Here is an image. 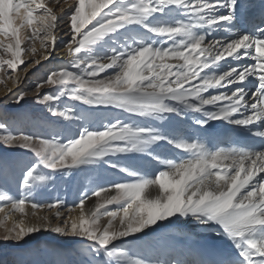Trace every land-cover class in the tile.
I'll return each mask as SVG.
<instances>
[{
  "label": "snow or ice",
  "instance_id": "snow-or-ice-1",
  "mask_svg": "<svg viewBox=\"0 0 264 264\" xmlns=\"http://www.w3.org/2000/svg\"><path fill=\"white\" fill-rule=\"evenodd\" d=\"M57 55L67 62L20 89L19 72ZM0 85L13 104L42 107L47 133L0 123V146L31 154L0 161V184L18 186L0 187V242H86L16 264H264V0H0ZM212 122L237 139L221 146ZM100 167L125 178L71 205L36 198ZM193 221L199 231L169 230Z\"/></svg>",
  "mask_w": 264,
  "mask_h": 264
},
{
  "label": "rangeland",
  "instance_id": "rangeland-1",
  "mask_svg": "<svg viewBox=\"0 0 264 264\" xmlns=\"http://www.w3.org/2000/svg\"><path fill=\"white\" fill-rule=\"evenodd\" d=\"M63 29L64 27L61 28V31ZM66 40L67 37L61 34L59 40L57 41L58 47H61ZM24 58L26 60L30 59V57ZM66 62V56L63 58V60H61L60 56L57 55L48 61H42L40 64L35 65L28 71L27 74L19 72L18 74L22 77L26 75V79H24L20 85V89L23 91L30 90L33 84L38 79L43 77L50 68ZM7 87L13 88L11 81L7 82ZM15 90L16 89L13 88V91ZM4 96L5 87L4 85H0V123H7L9 128L14 132L24 131L36 134H47L43 124V117L46 115V112L41 106L36 105L33 102L31 96L26 97V99L19 106L13 104L10 98L5 99ZM63 103L71 102L65 100ZM100 111L103 112L105 110L101 109ZM107 111L111 112L113 115L116 114V112L112 111L111 109H108ZM28 159H31L30 153H24L19 149L6 150L3 148V146H0V161L7 162L9 165H11L14 161ZM120 161H122L121 158ZM14 176L18 177L19 171H16ZM114 178L115 175L113 171L111 169H107L106 167L85 169L70 176L66 180L57 178L53 184L49 185L48 190L44 191L42 195H39L36 198L41 202H44L59 196L61 199L66 200L67 203L71 205L77 199L78 192L85 190L90 184L106 183L109 179ZM0 187H4L13 196H18V186L17 180L15 178L10 179L6 184H0ZM94 204L95 198H92L91 203H88L86 207L91 208L94 206ZM27 219L33 222L35 220V218L31 217L30 215L27 217ZM10 223L11 222L9 221V224ZM83 243L86 242L80 241L73 243L71 242L70 238H66L52 232L34 233L32 236L26 237L25 241L22 242L19 247L14 246L11 242L7 244L0 242V264H16L17 260L22 258L24 252L28 249L47 247L69 252L80 247ZM129 244L130 243L128 240H121L119 243H117V245L124 246H128ZM133 250L136 252L140 251L135 247ZM141 254L144 255V253Z\"/></svg>",
  "mask_w": 264,
  "mask_h": 264
},
{
  "label": "bare ground",
  "instance_id": "bare-ground-1",
  "mask_svg": "<svg viewBox=\"0 0 264 264\" xmlns=\"http://www.w3.org/2000/svg\"><path fill=\"white\" fill-rule=\"evenodd\" d=\"M63 27V25H61V28ZM65 31V29H63L61 31V33ZM112 111L116 112V114L114 115H120L122 118L124 119H128V117L124 116L122 113H119L116 109H111ZM141 123H148V124H153V125H157L159 124V122L156 121H141ZM227 125L222 124L221 122H212V126L208 129V131L214 135H218L219 136V142L221 143V146H227L230 142V140H235L237 138L235 137H230L229 135H224L223 133L226 132L227 129ZM241 142H245V141H241ZM122 161H120L121 163H125V159L121 158ZM115 178L114 179H124L125 177H123L122 175L119 174H114ZM91 207V206H90ZM107 222V218H101L100 223H106ZM195 222H191L189 224H178L176 226H170L169 230L176 232V231H199V229H194L193 228V224ZM150 236L152 235L151 233L149 234ZM126 240H128V242L130 243L132 238L129 237ZM120 241H117L116 243H119ZM204 243L208 244L209 246H213V247H224V245L219 241V240H215V239H208L206 241H203ZM144 255H147V253H144Z\"/></svg>",
  "mask_w": 264,
  "mask_h": 264
}]
</instances>
